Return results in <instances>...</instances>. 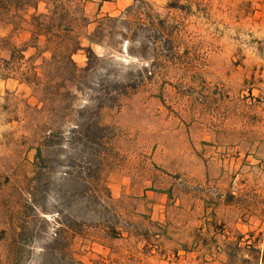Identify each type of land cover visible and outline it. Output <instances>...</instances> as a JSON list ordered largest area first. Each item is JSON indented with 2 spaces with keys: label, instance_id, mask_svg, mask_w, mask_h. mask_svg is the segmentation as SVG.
<instances>
[{
  "label": "rangeland",
  "instance_id": "374dc122",
  "mask_svg": "<svg viewBox=\"0 0 264 264\" xmlns=\"http://www.w3.org/2000/svg\"><path fill=\"white\" fill-rule=\"evenodd\" d=\"M34 1L2 12L0 65H15L32 14L51 7ZM69 4L85 17L72 55L82 77H44L49 52L40 77L0 69V264H264V0ZM139 4L156 30L133 44L146 57L106 20ZM102 20V44L90 42ZM62 82L70 93L45 89ZM118 87L100 114L119 154L95 186L84 171L112 147L67 132ZM47 127L65 138L46 141Z\"/></svg>",
  "mask_w": 264,
  "mask_h": 264
},
{
  "label": "trees",
  "instance_id": "16d2710c",
  "mask_svg": "<svg viewBox=\"0 0 264 264\" xmlns=\"http://www.w3.org/2000/svg\"><path fill=\"white\" fill-rule=\"evenodd\" d=\"M111 1V0H104ZM51 7L47 12H38L32 14L30 20V32L31 37L29 41L25 42L22 47L18 48L14 46L12 51V58L14 64L11 61L6 60L5 66L0 65V69L3 71L10 70L9 72L16 71L20 73L21 77H40L38 73V66L34 64L36 57L42 56L44 53L49 52L53 60L43 59L42 64L44 67V77H82L77 74L78 65L72 59V55L78 50L83 49L81 41L75 34L76 28L79 23L85 21V17L74 11L70 6L71 0H49ZM11 4H15L19 8L34 7L37 8V4L34 0H0V18L4 10H7ZM126 18L107 16L106 20L120 21L125 29V33L122 36L127 39V51L132 54H138L140 57H146V53L136 51L133 44L138 41L141 36H146L148 39L156 38L155 24L153 21H149L148 24L144 22L146 17L152 18V13L147 11L143 5H131L127 8ZM105 20L100 21L96 32L92 37H89L90 42L102 44L104 32H105ZM141 30V31H140ZM161 34H165V30L159 31ZM168 34V33H167ZM30 48H35L36 52L30 56L27 60V66L25 70L22 68V63H16L25 57V51ZM95 55V53L93 52ZM96 56V55H95ZM98 58V57H97ZM157 59L158 56L153 57ZM91 62L88 63V66ZM12 66V67H11ZM85 70V69H84ZM7 73L6 76H8ZM73 83V79H70ZM31 82V81H28ZM47 85V84H46ZM61 87H67L65 82L47 85L45 89L50 94L62 95L68 94L70 91L62 93ZM126 89L118 87L115 91H111L107 94L102 101L99 102L95 108H86L85 113L81 115L80 120L72 124V127L67 132L69 137L67 138L73 144L86 145L88 147L110 145L112 148L105 149L102 154L95 153L100 159L97 163L87 167L84 171L86 173L87 180L90 183L98 186L102 182L101 175L108 169L112 168V158L118 156V152H114V143L120 136L119 129L114 125L105 124L102 121L100 111L103 107H113L119 101L121 95L126 94ZM68 108V107H65ZM66 109H63L65 112ZM46 131L49 132L46 141H52L57 136H63L66 132L53 131L52 127H47ZM63 133V135H62ZM65 138V137H59ZM113 145V146H112ZM41 153V150L39 151ZM110 160L109 163H103V160ZM109 171V170H108ZM82 171H80L81 173ZM104 186V185H103Z\"/></svg>",
  "mask_w": 264,
  "mask_h": 264
}]
</instances>
